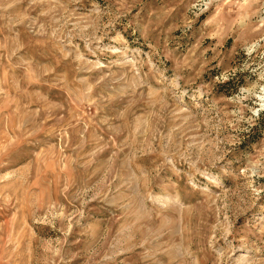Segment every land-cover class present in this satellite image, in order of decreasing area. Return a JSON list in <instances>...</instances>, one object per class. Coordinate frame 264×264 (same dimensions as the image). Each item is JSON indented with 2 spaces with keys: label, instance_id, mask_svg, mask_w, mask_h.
<instances>
[{
  "label": "rangeland",
  "instance_id": "374dc122",
  "mask_svg": "<svg viewBox=\"0 0 264 264\" xmlns=\"http://www.w3.org/2000/svg\"><path fill=\"white\" fill-rule=\"evenodd\" d=\"M0 264H264V0H0Z\"/></svg>",
  "mask_w": 264,
  "mask_h": 264
}]
</instances>
